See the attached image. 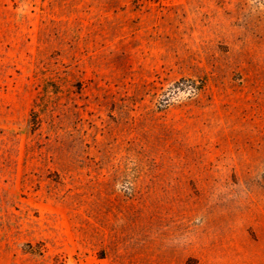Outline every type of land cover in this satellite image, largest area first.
Listing matches in <instances>:
<instances>
[{
    "label": "rangeland",
    "instance_id": "obj_1",
    "mask_svg": "<svg viewBox=\"0 0 264 264\" xmlns=\"http://www.w3.org/2000/svg\"><path fill=\"white\" fill-rule=\"evenodd\" d=\"M264 0H0V264H264Z\"/></svg>",
    "mask_w": 264,
    "mask_h": 264
},
{
    "label": "trees",
    "instance_id": "obj_2",
    "mask_svg": "<svg viewBox=\"0 0 264 264\" xmlns=\"http://www.w3.org/2000/svg\"><path fill=\"white\" fill-rule=\"evenodd\" d=\"M263 179H264V172H263V175H262Z\"/></svg>",
    "mask_w": 264,
    "mask_h": 264
}]
</instances>
